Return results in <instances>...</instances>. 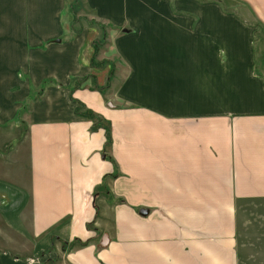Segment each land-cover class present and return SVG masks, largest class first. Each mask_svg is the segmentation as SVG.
I'll return each mask as SVG.
<instances>
[{"label": "crops", "instance_id": "crops-1", "mask_svg": "<svg viewBox=\"0 0 264 264\" xmlns=\"http://www.w3.org/2000/svg\"><path fill=\"white\" fill-rule=\"evenodd\" d=\"M64 3L0 0V264H264L255 26L143 15L101 93Z\"/></svg>", "mask_w": 264, "mask_h": 264}, {"label": "rangeland", "instance_id": "rangeland-1", "mask_svg": "<svg viewBox=\"0 0 264 264\" xmlns=\"http://www.w3.org/2000/svg\"><path fill=\"white\" fill-rule=\"evenodd\" d=\"M64 4L67 7L62 13V21L66 23L69 37L89 31L94 45L91 64L96 72L77 82L88 83L101 93L118 91L120 72L126 64L116 53L115 42L136 32L135 22L143 15L166 22H197L205 20L207 10L215 7L225 14V18L255 26L253 61L257 73L264 69V23L246 0H65ZM96 119V125L107 127L100 118Z\"/></svg>", "mask_w": 264, "mask_h": 264}, {"label": "trees", "instance_id": "trees-1", "mask_svg": "<svg viewBox=\"0 0 264 264\" xmlns=\"http://www.w3.org/2000/svg\"><path fill=\"white\" fill-rule=\"evenodd\" d=\"M94 60V59H93ZM76 112L77 113H79V114H81L82 116H86V117H90V118H93V117H96L91 111H89V109L88 110H84V111H79V109L77 108V110H76ZM99 126H101V125H95V127H99ZM105 128V132H106V136H107V141H109V139H110V136H109V130H108V128L107 127H104Z\"/></svg>", "mask_w": 264, "mask_h": 264}, {"label": "water", "instance_id": "water-1", "mask_svg": "<svg viewBox=\"0 0 264 264\" xmlns=\"http://www.w3.org/2000/svg\"><path fill=\"white\" fill-rule=\"evenodd\" d=\"M103 240H104V241H107V238H106V236H104V237H103Z\"/></svg>", "mask_w": 264, "mask_h": 264}]
</instances>
